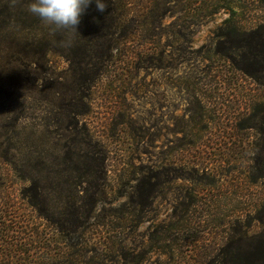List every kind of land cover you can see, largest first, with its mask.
<instances>
[{"label": "rangeland", "instance_id": "374dc122", "mask_svg": "<svg viewBox=\"0 0 264 264\" xmlns=\"http://www.w3.org/2000/svg\"><path fill=\"white\" fill-rule=\"evenodd\" d=\"M214 1H151L106 58L90 18L0 0V264H241L264 236V0Z\"/></svg>", "mask_w": 264, "mask_h": 264}, {"label": "trees", "instance_id": "16d2710c", "mask_svg": "<svg viewBox=\"0 0 264 264\" xmlns=\"http://www.w3.org/2000/svg\"><path fill=\"white\" fill-rule=\"evenodd\" d=\"M146 2L147 4L143 6V8L134 11L132 8L133 0H105L106 8L104 12H98L95 8V4H90L83 16L81 17L80 23L76 26V29H73L76 32L79 29H82L84 25L87 23V19L90 18L91 22L94 25L102 28V34L104 36L103 45H105L104 56L108 58L110 50L114 47H117L120 43L126 41L129 38L130 34L135 29V25L140 24L143 26H148L149 20L151 16H155V13H151V9H149L151 5V1L153 0H139V2ZM213 4H215L214 0H203L202 9L203 11L193 16V20L202 24L211 16L215 11L212 10ZM144 8H147L145 11ZM211 8V9H210ZM136 12V13H135ZM234 11L232 10L231 16L224 20V26L228 29L227 31H223L220 33V36L228 35L229 33H239V29L237 26V22L234 20ZM161 16V15H160ZM189 17L186 18L188 20ZM192 23V20L190 21ZM262 25H259L257 28L252 29L249 35L252 36L251 40L247 42V52L244 54L245 61L248 63V60H252L256 62L259 60V57L264 59V33L260 32V28ZM223 30V28L221 27ZM138 30V28H137ZM136 30V31H137ZM67 33V30H65ZM63 32V34H65ZM116 33V36H115ZM230 60L233 62L235 67L245 71L244 67H240L236 65L235 59L231 56L225 54ZM87 161L89 166V172L94 171V166L96 165V161L99 159L95 157L93 154H87ZM87 172V174H90ZM84 176V175H83ZM97 188L96 184H93V189L88 188V195L90 197V204L84 203L78 208L81 212L87 214V212H91V208L95 205L97 200L96 197ZM67 226V225H66ZM234 258L241 261V264H264V236L253 239L248 244V250L245 253L234 255Z\"/></svg>", "mask_w": 264, "mask_h": 264}, {"label": "clouds", "instance_id": "9594fccd", "mask_svg": "<svg viewBox=\"0 0 264 264\" xmlns=\"http://www.w3.org/2000/svg\"><path fill=\"white\" fill-rule=\"evenodd\" d=\"M104 12L105 0H28L26 11L57 30L76 29L90 4Z\"/></svg>", "mask_w": 264, "mask_h": 264}]
</instances>
